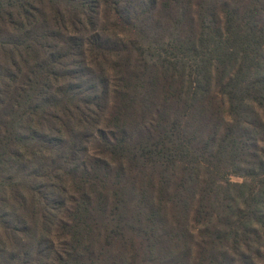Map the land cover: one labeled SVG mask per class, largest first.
<instances>
[{
	"label": "trees",
	"instance_id": "trees-1",
	"mask_svg": "<svg viewBox=\"0 0 264 264\" xmlns=\"http://www.w3.org/2000/svg\"><path fill=\"white\" fill-rule=\"evenodd\" d=\"M0 264H264V0H0Z\"/></svg>",
	"mask_w": 264,
	"mask_h": 264
},
{
	"label": "rangeland",
	"instance_id": "rangeland-1",
	"mask_svg": "<svg viewBox=\"0 0 264 264\" xmlns=\"http://www.w3.org/2000/svg\"><path fill=\"white\" fill-rule=\"evenodd\" d=\"M231 178H232V180H238L239 179L236 176H232Z\"/></svg>",
	"mask_w": 264,
	"mask_h": 264
}]
</instances>
